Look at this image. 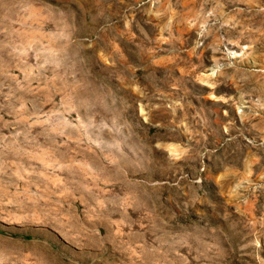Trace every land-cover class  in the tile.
<instances>
[{
    "label": "rangeland",
    "instance_id": "1",
    "mask_svg": "<svg viewBox=\"0 0 264 264\" xmlns=\"http://www.w3.org/2000/svg\"><path fill=\"white\" fill-rule=\"evenodd\" d=\"M0 264H264V0H0Z\"/></svg>",
    "mask_w": 264,
    "mask_h": 264
}]
</instances>
